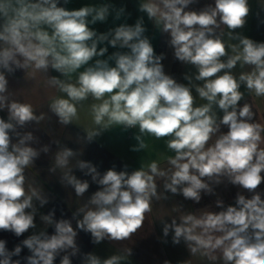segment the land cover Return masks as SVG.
I'll return each mask as SVG.
<instances>
[{
  "label": "clouds",
  "instance_id": "obj_1",
  "mask_svg": "<svg viewBox=\"0 0 264 264\" xmlns=\"http://www.w3.org/2000/svg\"><path fill=\"white\" fill-rule=\"evenodd\" d=\"M69 2L63 0L64 5ZM60 3L0 0V112H7V119L0 117V230L24 235L36 227L33 200L41 206L48 202L35 189L28 192L25 187V170L40 153L30 146L33 135H22L18 128L39 123L43 117L35 114L31 104L9 99L8 76L17 70L32 75L52 69L66 78L48 79L63 94L49 105L62 125L77 118L81 102L96 101L91 105L96 127L87 131L88 142L113 127L138 128V144L132 151L145 149L143 137L152 136L166 138L173 155L166 169L153 161L130 173L125 165V170L111 168L103 175L91 163L78 161L77 167L86 170L84 174L91 176L99 190L73 214L76 218L83 213L76 228L70 220H55L54 211L42 215L54 232L28 235L11 251L7 241L0 239V264H22V260L55 264L57 257L59 264H72L71 257L81 254L77 230L89 233L95 245L130 238L151 211L153 198H161L158 179L164 180L166 191L196 203L202 193H213L212 184L224 179L247 190L250 197L238 192L234 205L217 200L219 211L187 214L179 223L176 219L165 223L163 235L173 232V244L183 240L192 256L212 264H264V192L259 190L264 184V126L254 122L250 103L241 104L246 94L264 97V42L236 32L247 23L249 0H214L199 10L189 7L197 0H140L139 11L169 36L174 58L195 68L194 75L184 76L187 84L165 73L164 54L155 53L145 35L143 17L134 25L121 23L98 34L92 25L106 22L113 12L120 19L125 8L103 3L69 10ZM222 26L237 44L226 45L217 34ZM105 43L127 51L103 59L108 47L99 45ZM238 65L249 70L237 75L233 70ZM197 96L204 103L196 105ZM42 151L49 149L45 146ZM74 155L70 148L60 150L55 168L67 169L61 183L82 197L90 185L68 168ZM24 248L30 254L14 260ZM121 260L118 255L102 259L93 252L82 254V264H121Z\"/></svg>",
  "mask_w": 264,
  "mask_h": 264
},
{
  "label": "crops",
  "instance_id": "obj_2",
  "mask_svg": "<svg viewBox=\"0 0 264 264\" xmlns=\"http://www.w3.org/2000/svg\"><path fill=\"white\" fill-rule=\"evenodd\" d=\"M109 3L115 8L124 7L125 12L120 19H115V13L109 15L106 22H97L92 25L98 34L106 33L110 29H114L121 23L134 25L140 17L144 19V25L147 29L145 35L149 37L150 42L154 47L157 55L164 54L162 64L166 74L171 75L177 82L187 84L184 79L185 75H194L195 68L191 65L182 63L174 58V50L169 46V36L163 33L159 28L150 21L145 13L139 11L140 0H70L67 5L61 0L60 5L69 10L78 9L86 5H99ZM214 3V0H197V3L190 5V9L199 10L206 4ZM250 14L246 25L237 29L240 35L254 39L257 42H264V0H249ZM217 34L222 35V39L226 45L237 44V40H233L228 35V30L223 26L217 29ZM100 47L107 46L108 52L103 59L116 51H127V49H119L111 47L106 43L99 45ZM231 54L230 48L227 49ZM114 66V61L110 62ZM83 69H81L82 71ZM248 67L241 68L239 65L234 69L237 75L241 71H248ZM52 76H57L60 79H66L60 76L59 73L49 69L47 73L34 72L28 75L22 70H17L14 75H9V99L28 103L33 106L35 114L42 116L43 119L39 123L33 121L26 124L23 128H18V131L23 135L31 133L34 137L30 143L34 149L40 154L34 161L33 165L25 170V187L28 192L35 189L41 196L47 199V203L40 205L38 200H33L37 209L35 215L34 229H30L20 237H16L11 232L0 230V239L6 240V247L11 251L17 244L28 235L39 233L46 230L49 234L54 232V228L45 225L41 220L42 215H47L54 211V219H67L72 223L73 228H76V220L82 219L83 213H79L76 218L73 214L78 212V209L87 205L91 195L99 190V186L94 183L90 175H85L77 167L78 161L91 163L97 168V171L103 175L107 170L114 168L116 171L125 170L130 173L153 161H156L162 169H166L167 159L173 153L167 149L166 138L156 139L152 136L143 137L146 148L134 152L131 149L137 146L138 142L135 136L139 135L138 128H131L127 131L121 127H113L103 131L93 141L88 142L87 131L95 128L93 124L91 105L96 103L92 98L81 102L78 105V116L69 125H62L58 121V117L50 110V102L52 99L62 96L58 88L50 86L48 79ZM75 75L72 80H75ZM194 83H197L194 81ZM242 90L243 87H242ZM193 94L197 95L193 90ZM248 102L252 105L255 113L254 122L264 126V97H256L254 94H246L241 104ZM196 105L204 103L199 97H196ZM222 115V113H218ZM0 117L7 119L6 110L0 112ZM222 131L227 129L222 128ZM264 135V134H262ZM13 142H16V137H13ZM214 142V138H213ZM47 146L49 151L43 152L42 149ZM264 147V143L261 144ZM63 148L72 149L76 155L70 158L68 168L72 174L78 179L87 180L89 189L82 197L75 194L74 189L65 183H61L63 172L67 169L55 168V158L57 153ZM55 170L53 171V169ZM212 194H201V200L196 203L192 200L185 199L181 194H172L164 189V180H157V192L160 199L153 198L151 211L146 214L145 220L140 229H138L130 238L114 241L105 240L102 243L95 245L91 242L89 233L78 231L77 244L81 250V254L71 257L72 264H82V254L93 252L102 259L112 255L122 257L121 264H212L206 258L199 255L192 256L183 240L179 244H173V232L165 237L163 235V226L165 223L170 224L173 219L180 222V218L187 214L201 216L208 212H216L219 209L216 206V201H223L224 205H234L237 193L244 194L250 197V193L238 186L230 184L227 179H224L220 184H212ZM259 190L264 192V184L260 185ZM264 198V197H262ZM166 241V242H165ZM30 253L24 248L20 257L13 259H21ZM60 257H57L55 264H59ZM22 264L24 261L22 260Z\"/></svg>",
  "mask_w": 264,
  "mask_h": 264
}]
</instances>
